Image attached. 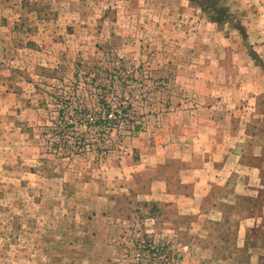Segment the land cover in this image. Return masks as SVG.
Instances as JSON below:
<instances>
[{"label":"rangeland","instance_id":"1","mask_svg":"<svg viewBox=\"0 0 264 264\" xmlns=\"http://www.w3.org/2000/svg\"><path fill=\"white\" fill-rule=\"evenodd\" d=\"M0 264H264V0H0Z\"/></svg>","mask_w":264,"mask_h":264}]
</instances>
